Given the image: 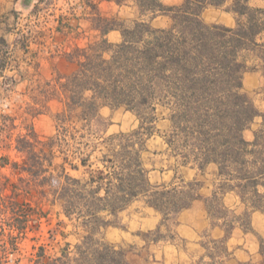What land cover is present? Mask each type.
<instances>
[{
    "label": "trees",
    "instance_id": "trees-1",
    "mask_svg": "<svg viewBox=\"0 0 264 264\" xmlns=\"http://www.w3.org/2000/svg\"><path fill=\"white\" fill-rule=\"evenodd\" d=\"M101 1L81 0V17L97 36L65 52L73 69L56 70L29 92L31 103L24 111L31 117L48 109L50 101L60 104L53 116L54 132L41 137L28 124L14 134L17 117L0 114V149L13 148L20 157L0 156V264H21L19 242L34 231L29 224L32 203L27 200L33 192L58 205L84 234L54 253H47L44 244L33 245L29 264H132L123 248L95 235L137 200L162 215L154 230L158 232L198 197L200 183L186 181L178 173L181 166L203 170L209 163L217 165L218 181L206 205L212 219H223L227 233L234 215L222 205L225 193L235 192L244 203L245 211L235 219L245 229L253 211L264 213V110L243 91L245 71L264 76V7L249 0H182L170 5L162 0H113L135 8V17L126 25L103 12ZM207 7L232 12L234 25L205 23L201 14ZM38 9L35 5L33 12ZM158 15L168 17L169 23L153 26L151 20ZM55 20L58 31L74 29L64 14ZM111 31L119 32L118 41L108 39ZM6 46L0 37L1 76L9 65ZM33 69L39 70V62ZM4 78L15 83L12 77ZM157 105L168 109L162 116L169 119L167 130L156 127ZM102 107L130 111L139 123L126 132L99 134L93 128ZM257 117L259 124L247 139L243 132ZM156 134L165 148L147 146ZM7 167L10 175L1 172ZM168 170L173 171L170 180L150 179L151 171ZM49 232L53 238L55 232ZM202 245L206 251L197 264H224L225 239L210 238Z\"/></svg>",
    "mask_w": 264,
    "mask_h": 264
},
{
    "label": "rangeland",
    "instance_id": "rangeland-1",
    "mask_svg": "<svg viewBox=\"0 0 264 264\" xmlns=\"http://www.w3.org/2000/svg\"><path fill=\"white\" fill-rule=\"evenodd\" d=\"M31 1L32 0H22L21 6L23 8H28L31 5ZM181 1L182 0H162V2L167 5L180 3ZM42 6L44 7V5ZM99 6L103 12L109 15H116L119 19L124 20L126 25H128L130 20L135 17L134 7L129 5L118 6L113 0H102ZM80 11H82V6H80L76 0H72L71 3L63 0L56 1L54 6L51 7V12L50 10L45 12L42 11L40 15L41 17L38 20H35L34 16L30 17L26 10L19 11L20 15L17 20V27H19V30L28 33V36H36L39 34V37L43 40L44 34L47 35L49 32V26H52L55 22L53 21V18H56L53 16L54 14H64V16L70 19L74 29L69 32L71 33L69 34V38H66V36H63L62 34H56L54 39L48 36L45 38L48 47H43L42 52L39 53L41 57V67L38 71L33 68H27L25 66V60L27 59L18 58V56H20L19 52H14L15 54L12 53L10 55L11 59L8 68L4 71V76L0 75V114L9 113L17 117L15 123L18 127L14 129V134L24 131L23 126L28 124H32L41 137L50 135L54 132L55 121L53 116L60 107V104L57 101H50L48 103V109H45L43 113L35 117H31L25 113L24 110L27 103H31L29 92L38 82L41 83L43 80L51 78L56 70L62 73H69L73 69V65L65 57V52L70 50L75 44L83 45L88 40L96 38L97 35L94 30L88 29V26L83 21L81 24L78 23L77 18ZM48 12H50V15H48ZM11 17V9H4L0 5L1 30L4 29L7 22H11ZM46 17H48V21L44 20ZM201 17L203 21L208 24L223 22L222 20L214 21L212 16H209L208 10L204 11V13L201 14ZM7 18L9 21L6 20ZM168 23V17L162 15H158L151 20L153 26H166ZM107 37L110 41H118L120 39V34L118 31L111 32ZM52 43L54 45H52ZM31 46V49L39 48L34 43H32ZM49 47L50 49H53V53L49 51ZM37 50L39 51V49ZM29 56L30 55L27 57ZM46 58L51 59L46 61ZM14 60H20L22 67L18 69L14 67L11 68L16 64ZM248 64H251V62H248ZM21 74L24 76V82H21ZM256 76V71L247 70L243 73V91L251 98L255 107L258 110L263 111L264 82L262 83L259 79L257 80ZM4 77H12L15 80V83L18 82L17 84H13L12 82L9 83V81H5ZM246 77L249 78V81L246 80ZM25 83L27 84V87H25ZM167 112V108L157 105V116H159V119L156 122V127L161 130H167L169 128V119L162 118L163 115H167ZM99 117L100 118L93 129L103 135L119 131L126 132L137 127L139 123V120L134 113L125 111L123 108L112 110L108 107H102L99 111ZM259 121L260 118L257 117L250 126L244 130L243 134L247 139L252 137V131L258 126ZM147 146L150 149H163L166 147V144L163 142L162 137L156 134L155 137L148 140ZM1 155H8L13 160L20 159L13 148L8 150L0 149V156ZM93 159L95 158L93 157ZM1 172L10 175L8 167L2 168ZM70 173L75 175L77 172L70 171ZM157 178L158 174L152 172V181H155ZM13 179H15L14 176ZM5 192H10V190L5 189ZM27 200L32 203L29 224H31L34 231H30L27 238H24L19 242L17 256L21 258V264H29L28 257L33 251V245L40 246L41 244H44L47 253H54L64 246L66 242L74 244L84 234L82 228L77 226L74 220H68L67 217L64 216L58 205L51 204L49 200L42 198L37 192H33V195L29 196ZM144 204L145 203L142 200L135 201L129 207L119 212L115 218H111V225L101 229L100 232L95 235L96 238H99L104 242L114 243L123 248L126 251L127 259L132 264H146L145 261L149 262L153 260H151V258H159L163 254L166 257L170 254L169 251L157 247L159 245L152 244L150 247L145 246L139 239H145L148 243H153L155 241L154 238H157L158 235H162L164 236L162 239L169 240L171 243L179 245L180 247H186L181 240L172 237V219H168L164 222L160 226L158 232H154L155 229L149 231H130L126 228L127 220H129L135 212L142 210ZM49 229H52L55 232L53 238L50 236ZM194 264H197V261Z\"/></svg>",
    "mask_w": 264,
    "mask_h": 264
},
{
    "label": "crops",
    "instance_id": "crops-1",
    "mask_svg": "<svg viewBox=\"0 0 264 264\" xmlns=\"http://www.w3.org/2000/svg\"><path fill=\"white\" fill-rule=\"evenodd\" d=\"M56 1L58 0H32L30 7L23 8L21 6L22 0H0V5L4 9H11L12 14V17L10 18L11 22H7L4 26V29H0V37H4L7 41L6 48L8 49V64L10 63L11 59L10 55L12 53L15 54L14 52H19L20 56H18V58L20 57V59H27L25 60V66L27 68H34V63L39 62L40 69L41 57L39 53L42 52L43 47H48L45 38L48 36L54 39L56 34H62L63 36H66V38H69V34L71 33L67 32V29H63L62 31L55 29V26L57 25L55 18H53V21H55L54 24L49 26V32L47 35L44 34L43 40L41 37H39V34L36 36H28V33L24 32L23 30H19V27H17V20L19 19L20 10H26L30 17L34 16L35 20H38L41 17L40 15L42 11L45 12L50 10L51 12V7L54 6ZM63 1L71 3L72 0ZM76 1L81 6V0ZM249 3L253 6L264 7V0H249ZM35 5H37L39 9L38 11L33 12ZM42 5H44V7ZM206 10L209 11V16H212L214 21L222 20L223 22H219L227 26H233L235 23L234 14L230 11L218 9L216 7H208L205 8L204 11ZM50 12H48V15H50ZM82 14L83 8L82 11H80L77 19L79 24H81L82 21L84 22L81 17ZM59 15L60 14H54L53 16L57 18ZM47 18L48 17H46L44 20L48 21ZM6 20L9 21L8 18ZM32 43H34L39 48L31 49ZM52 45L54 44L52 43ZM37 49H39V51ZM48 49H50V47ZM49 51L53 53V49H50ZM28 55L30 56L27 57ZM49 59L46 58L45 60L48 61ZM14 61L16 64L11 68L14 66H16L14 68L22 67L20 60ZM256 75V79H259L263 83L264 76L262 73L260 71H256ZM246 80L249 81V78L246 77ZM17 82L15 84H17ZM21 82H24V79H22ZM25 87H27L26 83ZM217 171L218 168L215 163L207 164L203 170H200L197 166L191 165L179 167L178 173L186 181L195 180L200 183L196 191L198 197L195 198L188 207L179 211L172 219L173 227L171 228V232L174 235V238L181 240L186 247H180L179 245L173 244L169 240L162 238L154 241L153 243H148L145 239L141 240L136 236L142 243H144L145 246L150 247L152 244L159 245L157 247L163 248L170 253L166 257L163 254L159 258H151V260H153L149 262L145 261L146 264H194L196 261H199V258L204 255L206 251L202 243L210 238L218 240L225 239L228 255L227 257H223L224 264H240L247 261L251 262L252 264H264V242L262 243L263 248L261 250V239L264 241L263 212L258 210L253 211L250 216V228L245 229L240 221L235 219L237 216L242 215V213L245 211V205L241 202L239 196L235 192H227L222 196L221 202L225 208L231 211L230 214L234 215V220L232 221L233 225L230 229V232L227 233L225 231V228L222 225L223 219H212L210 217L206 205V199L211 197L213 190L215 189L216 183L218 181ZM152 172L158 174V178L155 179V181L170 180L173 175L172 170L162 173L159 171H151L149 174L150 179ZM160 221V212L155 210L153 207L144 204L142 210L135 212L132 217L127 220L126 228L130 231L154 230L159 226ZM203 260L209 261V257L204 256Z\"/></svg>",
    "mask_w": 264,
    "mask_h": 264
}]
</instances>
